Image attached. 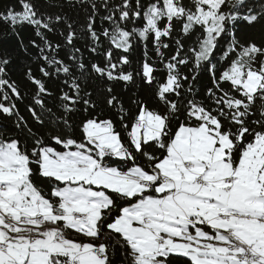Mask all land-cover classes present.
Listing matches in <instances>:
<instances>
[{
    "label": "snow or ice",
    "instance_id": "6c2138e0",
    "mask_svg": "<svg viewBox=\"0 0 264 264\" xmlns=\"http://www.w3.org/2000/svg\"><path fill=\"white\" fill-rule=\"evenodd\" d=\"M0 264H264V0H0Z\"/></svg>",
    "mask_w": 264,
    "mask_h": 264
}]
</instances>
